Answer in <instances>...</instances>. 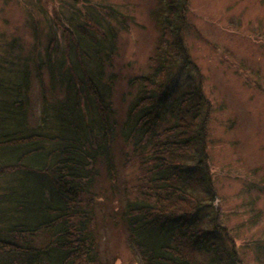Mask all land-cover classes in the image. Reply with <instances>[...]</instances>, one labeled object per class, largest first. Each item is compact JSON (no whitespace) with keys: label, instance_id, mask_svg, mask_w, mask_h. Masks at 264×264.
Wrapping results in <instances>:
<instances>
[{"label":"trees","instance_id":"16d2710c","mask_svg":"<svg viewBox=\"0 0 264 264\" xmlns=\"http://www.w3.org/2000/svg\"><path fill=\"white\" fill-rule=\"evenodd\" d=\"M177 6L162 3L156 14L150 69L127 80L121 119L112 101L116 76L103 67L108 47L93 27H76L75 53L58 59L28 57L12 42L0 47V264H104L93 207L99 190L108 200L121 193L118 222L143 264H242L213 205L209 100L200 75H182V66L196 65ZM118 162L135 164V184L116 176ZM102 177L109 184L96 191Z\"/></svg>","mask_w":264,"mask_h":264},{"label":"rangeland","instance_id":"374dc122","mask_svg":"<svg viewBox=\"0 0 264 264\" xmlns=\"http://www.w3.org/2000/svg\"><path fill=\"white\" fill-rule=\"evenodd\" d=\"M168 1L0 0V47L9 48L7 43L12 42L28 57L38 51L43 59L48 53L58 59L63 51L75 53L71 41L81 35L76 27H93L94 35L108 47L103 58L109 66L104 62L103 67L116 76L112 101L116 118L121 119L128 100L127 80L150 69L158 38L156 14ZM171 2L178 5L174 12L184 17L180 33L196 65L182 66V75L190 74L192 81L200 75L209 100L206 164L219 223L227 228L242 264H264V0ZM42 76L45 81V72ZM31 93L39 112L38 81ZM114 173L136 183L135 164L120 169L118 162ZM107 183L102 177L94 189L107 188ZM106 194L99 190L93 204L102 262L143 264L127 245L126 229L118 222L116 200H121V193L109 196L111 200Z\"/></svg>","mask_w":264,"mask_h":264}]
</instances>
